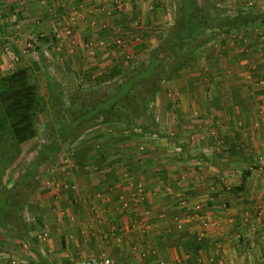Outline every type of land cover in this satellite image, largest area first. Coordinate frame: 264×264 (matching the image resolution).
<instances>
[{"label": "crops", "instance_id": "1", "mask_svg": "<svg viewBox=\"0 0 264 264\" xmlns=\"http://www.w3.org/2000/svg\"><path fill=\"white\" fill-rule=\"evenodd\" d=\"M121 1L122 11L116 0H0V73L15 68L34 30L47 43L67 22L72 36L55 38L57 73L88 81L134 68L167 36L173 9ZM225 1L264 13V0ZM194 42L150 102L147 127L161 135L87 128L92 139L46 165L27 239L5 242L0 264H264V22L208 28Z\"/></svg>", "mask_w": 264, "mask_h": 264}, {"label": "rangeland", "instance_id": "2", "mask_svg": "<svg viewBox=\"0 0 264 264\" xmlns=\"http://www.w3.org/2000/svg\"><path fill=\"white\" fill-rule=\"evenodd\" d=\"M170 1H171V7L173 9L172 18L174 16V21L173 23L168 25L167 29H165L166 31H168L165 39L168 37L170 33L174 32L175 29L177 30L179 29L180 27L179 25H181L180 24L181 22L177 23V25H176V22H178L177 20L181 18L182 12H183V0H170ZM191 1L193 5L197 7L196 10L199 13H205L207 12L206 11L207 9L209 10L210 14L209 12L207 16L204 14V18H203V21L207 19L208 23L205 24L202 30L197 31L192 36V38L186 40L183 45L174 46L173 49H170V48L166 49V47H164L163 45V42L165 39H161L160 44L155 50H153V52L156 51L157 56L161 59V65L164 67H170L171 65L175 63L182 64L183 61L184 62L188 61V59L192 58L191 56L195 50L194 48H195L196 43L194 42V38L196 37L197 33H201L208 28L210 29L217 28L219 30H224L225 28L214 27L213 25H215L216 23L226 22L228 19H234L235 17H237V14H239L240 12H243L246 15H248L249 18L255 16L256 18H258V20H261L262 22H264V13L259 12L260 9H257V8L253 9V8L237 7L236 5L233 6L230 3L226 2L225 0H223L220 2V4L218 3V6H217L218 8L217 11L219 13H215L213 11L212 6L213 5L216 6V4L213 0H191ZM116 2H117L116 5L118 6L117 9L119 11L120 10L122 11L124 9V2L121 0H116ZM119 13L121 14V12ZM194 19L190 18L189 20L194 21ZM68 25H70L71 28L73 27L69 22H67L66 25L62 24V26L57 27L55 30L56 31L59 29L62 30L65 26L67 27ZM241 26H244V24H242ZM55 30H54V34H55V38H57ZM72 34H73V28H72ZM72 34L66 36L67 37L66 39L70 38ZM1 35L2 36H1L0 42H2L1 40L3 37L2 30H1ZM41 37L45 38L46 36H44L41 32H37L34 30L33 36H30L29 39L25 41L24 47L26 43L30 41H34V45L35 43H37V45L41 47L42 49L34 50L33 48L32 50L30 48L29 52L22 53L21 56H19L18 60H14L15 56H13L11 58V62H13V65L15 64L14 66L15 68L9 71V73L19 71L21 69H26L25 71H27L28 73L30 82L35 84L38 92L43 96H46L48 93V84L50 80L56 84L55 87L58 90H62L63 88L65 90L63 89L64 90L63 96H58L55 99L56 105H54L52 109L51 108L49 109L47 105L43 107L41 104L42 107L39 106V109L40 107L42 109L38 111L35 117V127L37 129L36 134L29 140L21 143L20 151L16 152L14 157H13V153L12 154L8 153L14 147H8V145L11 146L9 142L12 141L13 143L15 142V140H13V138L12 140H9V136L7 134L8 132H6V134L3 133L5 129H3L0 126V136H1L0 140L4 141L5 145H7V147L0 146V152L2 151L5 152L7 150V154H8L6 162L3 163L0 167V190L11 188V191H12L11 193L17 194L13 198H11V200H9V202L7 203L8 205L4 209V213H2L0 216V241H3L1 242V245H0V253L4 252L7 248L5 242H11L14 240L15 236H18L16 234V226L14 224L13 216L21 212L23 222L26 223L27 227H28V224L30 223V220H29L30 205H31L30 195H32L34 191L38 189L40 184L38 185L37 188L29 192L28 191L29 188H27V186L16 187V183H15L16 181L22 180L23 175L26 173L29 161H31L34 158V156L37 154V152L40 149H42L44 145L48 144L52 138L53 139L56 138L59 140L61 139V137L59 136L61 129L65 126L67 122L71 121L72 117L80 116L82 111H85L89 107H92L94 103V97L90 95L91 93H95V91L99 90L101 93H104V97L110 95L111 93L115 92L116 88H118L121 81L124 80L123 75L128 74L133 69L140 68L143 65H146L149 60V56L143 57L142 59L138 60L139 63L138 65H135L134 68L132 69L127 68L125 72L123 73L121 72V75H119L117 78L111 79L105 84L104 83L96 84L94 82L90 83L91 81H93L92 80L93 78L87 81L85 80V78L83 79V75H78L77 73L73 75L70 72H67L66 70H63L64 71L63 75L59 73V71L57 73L56 72L57 70L55 68L56 67L55 56L53 53L55 49L54 46L56 43L55 38L54 40H49V42L46 43V41L43 42L42 39H40ZM19 52H21V50ZM125 59H127V61L130 62L128 64H132L135 60H137L135 58H127V57H125ZM74 76L76 78H74ZM163 80L164 79H162V81ZM143 82L144 81H141L140 83L138 82L137 83L138 87L141 86ZM82 92H84L85 95H88V96L82 97L80 95L82 94ZM68 108L71 109L73 112L71 114V117L67 115L66 109ZM149 108H150V104L148 105V108L146 109L144 114H141L139 111H134L133 108H127L129 117H124L125 115L120 116V113L126 111L124 106L115 105L114 109L119 111V114H115V113L109 114L107 112L106 115H99L98 117H94L86 122H80L79 124H77L75 129H72L71 135L68 138V140L61 141V149L57 153L56 157H54L53 161L46 162L39 168L38 178H39L40 183H41V176L43 174L44 169H46L45 167L48 163H53L54 165L58 160H60V157H62V155L67 152L66 151L67 147H71L72 145H80L82 141L83 143H86L85 142L86 140L87 141L90 140L92 136H90V134H87V131H88L87 128H90V131H92V128L99 127L100 125L101 126L102 125H110V126L119 125L118 127L122 125H125V126L127 125L125 128H127L130 133H132L131 132V129H132L134 132H137V133L140 132V134H142L143 137L144 136L149 137L153 135L152 137L154 138L155 135H161V133L152 134L151 132L152 129L151 130L149 129V127L154 124L153 123L154 121L151 119V112L149 111ZM1 118H3V116ZM143 120H145L146 122H143ZM48 124L51 125L50 128H48L47 126ZM143 125H146V126H143ZM148 125L149 127H147ZM136 127L141 128V129L134 130V128ZM162 128L161 130L164 131V129ZM161 130L159 132H161ZM131 136H133V134H131ZM136 136H138V134ZM103 137L104 136L99 135V136H96L95 138H96V141L100 143L99 141H102ZM9 161H10V164H9ZM22 201H23V204H22ZM18 204L19 206L24 205L22 206V210L18 209ZM226 206L227 205H225V207ZM193 207L195 209H201V205L199 204H196ZM248 217L250 216L248 215ZM244 219H246V216ZM245 221L247 222L248 220H245ZM20 238L24 240L27 239L24 235H21Z\"/></svg>", "mask_w": 264, "mask_h": 264}, {"label": "trees", "instance_id": "3", "mask_svg": "<svg viewBox=\"0 0 264 264\" xmlns=\"http://www.w3.org/2000/svg\"><path fill=\"white\" fill-rule=\"evenodd\" d=\"M212 7L215 13H219L217 11V6L213 5ZM196 9L197 7L193 5L191 0H183L182 16L177 20L178 22H176V25L180 22L181 25L178 24L180 26L179 29H175V31L170 33L164 40L163 45L166 49H173L174 46L183 45L186 40L192 38L197 31L202 30L205 24L208 23V20L206 19L203 21V18L204 14L207 16L209 10L207 9V12L205 13H199ZM190 18L195 19L194 21H191L189 20ZM254 19H256L255 16L249 18L248 15L240 12L234 19H228L226 22L216 23L213 26L225 28L222 31L229 33L233 27L237 28L242 24H248ZM40 39H42L43 42L47 40V38L42 37ZM30 42L32 43V50L33 48L34 50L42 49L37 43L34 45V41ZM19 56H21V54L18 55V58ZM180 66L181 64L179 63H175L170 67L162 66L161 59L157 56L155 51L150 55L146 65L133 69L128 74L123 75L124 80L121 81L115 92L106 97H104V93H101L99 90L95 91V93H91L90 95L94 97L92 107L82 111L80 116L72 117L71 121L65 124L59 134L61 137L60 140L52 138L48 144L44 145L43 148L37 152L34 158L29 161L26 173L23 175L22 180L15 182L16 187L27 186L29 192L38 187L40 184L38 178L39 168L46 162L53 161L54 157H56L61 149V141H67L71 135L72 129H75L80 122H86L99 115H106L107 112L109 114H119V111L114 109L115 105L124 106L126 109V111L120 113V116L125 115L124 117H129L127 108H133L134 111H139L141 114H144L151 100L160 90L162 79H164L169 72L177 70ZM25 70L26 69H21L11 73L8 72L4 75L0 73V126L5 129L3 133L6 134V132H8L9 140H12V138L15 140L13 143L12 141L9 142L11 146L8 145V147H14L8 152L10 154L13 153V157L16 152L20 151L21 143L29 140L36 134L37 129L35 127V117L38 111L42 109L41 107L47 105L49 109H52V107L56 105L55 99L58 96H63L65 90L64 88V90H58L55 87L56 84L50 80L48 84V93L46 96H43L38 92L35 84L30 82L28 73ZM119 75H121V69L118 66H114L109 72L101 73L95 76L93 80L96 84L105 83L111 79L117 78ZM141 81L144 82L138 87L137 83H140ZM80 95L82 97L88 96L85 95L84 92ZM39 106H41L40 109ZM69 108L66 109V112L67 115L71 117L73 112ZM2 116L3 118H1ZM47 126L50 128L51 125L48 124ZM0 146L7 147L2 140H0ZM0 154L1 167V165L7 160V150L5 152H0ZM11 192V188L0 190V216L4 213V209L8 205L7 203L9 200L17 195ZM19 204L18 209L22 210V206L24 205L19 206ZM21 215L22 213L20 212L13 216L14 224L16 226V234L18 236L20 235V237L21 235H26L28 228L26 223L23 222ZM25 237L27 238V236Z\"/></svg>", "mask_w": 264, "mask_h": 264}, {"label": "built area", "instance_id": "4", "mask_svg": "<svg viewBox=\"0 0 264 264\" xmlns=\"http://www.w3.org/2000/svg\"><path fill=\"white\" fill-rule=\"evenodd\" d=\"M16 16H17L16 14L12 15L13 18H16ZM71 34H72V28L70 27V25H68L67 27L65 26L62 30L59 29L56 31V37L59 38V40ZM1 36L2 35H1V30H0V39H1ZM31 47H32L31 42L26 43L22 53H28ZM14 58L15 60L19 59L18 56H15ZM80 264H114V263L110 257L90 256V257L82 259Z\"/></svg>", "mask_w": 264, "mask_h": 264}]
</instances>
